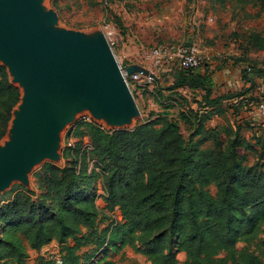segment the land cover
I'll use <instances>...</instances> for the list:
<instances>
[{"label": "trees", "instance_id": "1", "mask_svg": "<svg viewBox=\"0 0 264 264\" xmlns=\"http://www.w3.org/2000/svg\"><path fill=\"white\" fill-rule=\"evenodd\" d=\"M242 3L264 8V0ZM250 38L249 43L264 52L261 35ZM252 67L244 69L245 74H264L257 63ZM169 74L174 80L169 107H179L180 91L189 90L200 93L199 108L205 110L189 106L176 117L160 115L133 129L106 131L93 122L86 124L90 152L80 144L67 149L73 159L66 166L48 163L38 172L36 200L34 192L25 191L0 205V264H27L30 251L53 242L60 246L63 264H91L111 246L129 244L150 264H179L174 245L185 253L183 264H219L221 253L237 260V243L252 240L257 222L264 220V125L257 132L246 125L259 146L260 165L252 167L236 163L247 160L240 148L255 151L241 125L225 129L229 139L224 150L221 144L202 149L194 139L213 119L209 108L240 98L254 86L213 98V72L172 68ZM19 102L20 91L0 64V141ZM181 122L193 129L189 139L181 132ZM92 160L97 171L89 172ZM49 262L42 259L38 264Z\"/></svg>", "mask_w": 264, "mask_h": 264}, {"label": "rangeland", "instance_id": "2", "mask_svg": "<svg viewBox=\"0 0 264 264\" xmlns=\"http://www.w3.org/2000/svg\"><path fill=\"white\" fill-rule=\"evenodd\" d=\"M35 1L42 11L45 9V13H52V22L57 24L59 29L80 31L95 38H98L102 31L107 32L110 35V42L114 43L117 61L122 65L137 64L146 69H153L152 61L146 58L147 53L153 48L161 45L194 43L199 46L205 57L203 65L199 68L200 71L205 72L207 68L210 72L217 67L228 68L234 78L238 77L239 80H242L244 79L243 70L252 66L254 68L253 59L264 57L263 52L257 51V48L249 43V40H253L250 38L251 34H259L264 39V8L261 9L258 5L244 4L242 0ZM7 50L4 49V52L12 60L8 54L10 51ZM0 57L2 58V56ZM0 64L6 67L12 83L14 82L13 78L15 79L16 85L20 88L17 87L20 91V97L21 93L23 97L22 83L26 85L28 92H31L28 85L18 79V74L12 66H10V70L13 78L6 63L0 60ZM165 70L167 68L160 71L154 69L155 74L159 77H155L156 81L154 80L155 82L152 84L154 87L144 84L142 82L144 79H142V86L133 88L136 106L132 110V121L125 125H106L104 119L110 121L111 117L108 118L107 114H102L104 119L96 118L91 114L92 110L89 106H81L76 116L71 114L65 118L52 134L53 143L59 145L57 156L47 160L45 156L35 158L31 162L32 167L26 172L24 180H13L0 190V205L11 201L17 193L25 191L34 192L36 196L33 199L36 200L39 195L38 172L48 163L58 168L66 166L73 159L71 155L67 154V149H73L80 144L82 148L90 152L92 148L86 126L88 123L93 122L106 131L122 128L132 129L139 123L154 120L160 115L169 114L170 117H176L179 112L187 110L189 106L193 107L195 111L200 109L198 111L200 113L205 110L204 107L199 108L200 93L189 90L180 91L179 96L182 99H179V107H169L172 105L170 99H173V94L169 92V88L173 85L174 80ZM156 85H159V90L155 89ZM153 91L157 94L154 95ZM31 93L27 95V102H24L23 97L22 104L16 108L14 118L12 116L10 132L8 131L9 135L7 133L8 136L6 135L5 139L0 142V152L9 148L11 136L17 135L20 127L19 115L27 107ZM73 117L75 118L72 120ZM236 120L238 119L236 118ZM236 120L224 115L215 120L211 119L205 125L204 134L195 138L194 141L202 149L215 148L221 144V149L224 150L227 139H229L225 129L238 126L224 123H233ZM79 122H82L80 127L77 126ZM241 126L245 137L251 138L252 144L255 145V151H245L240 148V155L246 156L247 160H236V163L240 162L246 167H252L260 163L256 152L259 146L252 137V130L248 129L246 125ZM180 128L184 137L189 139L193 130L190 125L181 122ZM253 132H257V130ZM94 164V160H92L89 165V172L93 169L97 171ZM97 186V191L101 194V184L98 183ZM212 191L214 193L215 189ZM99 204L104 205L98 200ZM135 245L138 247V243ZM236 249L237 260L235 262L227 254L221 253L218 256L219 264H264V220L257 222L252 240H240ZM85 251L87 249L82 250V253ZM173 252L176 254L179 264H183L186 258L185 253L179 250L177 245L173 246ZM54 256L62 258L61 250H58ZM54 262L55 260L50 258L49 264H54ZM107 263L150 264L147 257L136 252L135 246L131 244L121 249L111 246L108 252L98 254L91 262V264ZM27 264H30V260Z\"/></svg>", "mask_w": 264, "mask_h": 264}, {"label": "water", "instance_id": "3", "mask_svg": "<svg viewBox=\"0 0 264 264\" xmlns=\"http://www.w3.org/2000/svg\"><path fill=\"white\" fill-rule=\"evenodd\" d=\"M44 11L35 0H0V60L11 76L12 66L32 92L19 115L16 141L0 152V190L13 180H24L35 158L57 156L59 145L53 143L52 134L65 118L76 116L79 107L89 106L96 118L104 119L102 114H107L111 120L104 119L106 125L122 126L133 119L134 95L104 32L95 38L59 29L52 13ZM4 49L10 51L12 60ZM126 72L154 76L137 64L128 66ZM22 98L21 93L13 118Z\"/></svg>", "mask_w": 264, "mask_h": 264}, {"label": "crops", "instance_id": "4", "mask_svg": "<svg viewBox=\"0 0 264 264\" xmlns=\"http://www.w3.org/2000/svg\"><path fill=\"white\" fill-rule=\"evenodd\" d=\"M253 61L257 63L258 68L264 70V57L261 59H253ZM209 68L211 69V67ZM171 70L172 68H169L165 71L170 72ZM211 72H213L211 77L213 98H219L230 93H238L242 90L250 88L252 85L254 86V89L251 92L241 96L240 98L224 99L213 108H209V110L214 111L213 119L215 120L216 118H220V111H222V114L225 117H233L234 120H236V118L239 120H236L235 122L233 121V123H224L226 125H249L253 127L254 130H257V127L260 125H264V118L261 117L258 111V105L264 99V74L258 75L250 70L248 74H245L243 70L244 79L239 80L238 77L234 78L230 74V70L228 68L217 67ZM156 78L159 77L156 75ZM152 86L153 85H150V87ZM153 94H156L155 91H153ZM253 99H255V101ZM99 201L100 203H103L102 199H99ZM58 250H60V246L56 242L45 246L40 251L32 250L30 251V264H38V262H40L42 259L50 261V258L54 256V254H57Z\"/></svg>", "mask_w": 264, "mask_h": 264}, {"label": "built area", "instance_id": "5", "mask_svg": "<svg viewBox=\"0 0 264 264\" xmlns=\"http://www.w3.org/2000/svg\"><path fill=\"white\" fill-rule=\"evenodd\" d=\"M105 37L107 42L109 43L114 55V43L110 42V35L105 33ZM116 57V56H115ZM146 58L152 61L153 69H149L154 76H143L139 73L128 75L126 72V68L124 65L120 64L118 61V65L123 73L124 79L129 86V88L133 92L134 87H141L142 82L146 85H152L154 83L156 74L154 69L157 71L169 68H179L184 70H197L199 69L205 60L203 52H201L199 46L197 44H185V45H161L153 48L146 55ZM117 60V57H116ZM142 79H144L142 81ZM142 81V82H141ZM258 111L261 117L264 118V99L258 105ZM53 260H55L54 264H63V259L59 257L52 256Z\"/></svg>", "mask_w": 264, "mask_h": 264}, {"label": "bare ground", "instance_id": "6", "mask_svg": "<svg viewBox=\"0 0 264 264\" xmlns=\"http://www.w3.org/2000/svg\"><path fill=\"white\" fill-rule=\"evenodd\" d=\"M27 84V83H26ZM26 85L24 84V83H22V88H23V97H24V102L26 101V98H27V95H28V93H31V92H28V90H27V88L25 87ZM29 88V87H28ZM32 94V93H31ZM27 102V101H26ZM26 104V103H25ZM23 106V105H22ZM22 108V107H21ZM26 108V107H25ZM20 110V109H19ZM17 119V118H16ZM15 122V121H14ZM55 132V131H54ZM53 132V133H54ZM16 133V132H15ZM14 134V133H13ZM16 134H14V135H12L11 137L12 138H10L11 139V141H10V143H9V146L8 147H10V146H12L13 144H14V142L16 141ZM9 139V140H10ZM55 140V139H54ZM55 142V141H54Z\"/></svg>", "mask_w": 264, "mask_h": 264}]
</instances>
